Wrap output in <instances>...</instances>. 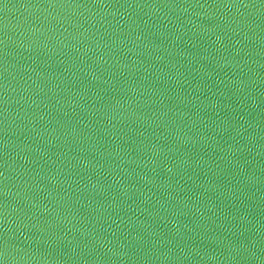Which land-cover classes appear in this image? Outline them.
I'll return each mask as SVG.
<instances>
[{
	"label": "water",
	"instance_id": "water-1",
	"mask_svg": "<svg viewBox=\"0 0 264 264\" xmlns=\"http://www.w3.org/2000/svg\"><path fill=\"white\" fill-rule=\"evenodd\" d=\"M0 261L264 264V0H0Z\"/></svg>",
	"mask_w": 264,
	"mask_h": 264
},
{
	"label": "clouds",
	"instance_id": "clouds-1",
	"mask_svg": "<svg viewBox=\"0 0 264 264\" xmlns=\"http://www.w3.org/2000/svg\"><path fill=\"white\" fill-rule=\"evenodd\" d=\"M7 256V251L5 250V257ZM0 264H4L3 261H0Z\"/></svg>",
	"mask_w": 264,
	"mask_h": 264
}]
</instances>
